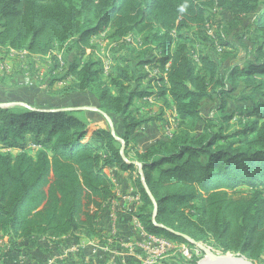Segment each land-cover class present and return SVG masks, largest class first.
Listing matches in <instances>:
<instances>
[{
	"label": "trees",
	"instance_id": "obj_1",
	"mask_svg": "<svg viewBox=\"0 0 264 264\" xmlns=\"http://www.w3.org/2000/svg\"><path fill=\"white\" fill-rule=\"evenodd\" d=\"M213 8L236 22L253 15L237 38L251 43V59L222 69L211 54H198L200 43H216L217 53L237 43L207 35ZM108 30L121 49L104 79L91 39ZM133 36L151 49L132 51L125 39ZM56 46L65 49L67 66L51 82L65 83L58 95L96 98L116 137L109 126L91 127L84 112L64 109L72 106L0 100V236L98 237L99 215L116 197L105 170L135 171L128 155L132 132L163 121L172 109L179 122L173 135L135 155L143 166L134 179L142 200L136 217L149 234L189 246L188 239L213 241L258 263L264 257V0H0V47L47 57ZM150 66L159 74L151 76ZM152 96L164 103L160 113L137 117L135 101ZM231 99L237 107L229 111ZM208 100L216 110L203 116ZM90 134L103 143L90 141ZM198 261L192 256L190 263Z\"/></svg>",
	"mask_w": 264,
	"mask_h": 264
},
{
	"label": "crops",
	"instance_id": "obj_2",
	"mask_svg": "<svg viewBox=\"0 0 264 264\" xmlns=\"http://www.w3.org/2000/svg\"><path fill=\"white\" fill-rule=\"evenodd\" d=\"M48 59H50V56L26 58V60L32 62L31 67L33 65L38 67L37 62L39 60ZM26 60L19 57H10L7 49L0 47V65H6L9 74H17L18 78L22 79L25 74L21 70L24 69L23 63ZM19 62H22V65ZM16 72L22 73L18 75L19 73ZM154 90H157V88H154ZM139 99L146 100L147 98ZM16 104L23 105V103H17V101H10L8 105ZM94 105L95 107L78 105L68 108V110L74 109L78 112H84V117L91 127L102 129L110 127L108 121L98 111L100 110L99 102ZM170 112L174 113L173 110ZM164 119H166L165 116ZM166 125L165 121H155L134 130L128 147L129 158L138 163L135 160L136 153H142L158 140L166 138V131L169 132V129H165ZM142 132L146 135H143ZM171 132H174V128L171 129ZM118 134H123V130L119 129ZM88 139L100 145L103 143L101 139L92 134L88 135ZM105 172L114 184L116 197L105 205L104 210L99 215L98 237L88 239L81 234L63 237L46 235L33 237L31 240H12L9 237L0 236V264H120L122 261H133L139 264L137 262L139 261L138 250L135 247L140 241V235L135 230V225L137 222L136 213L142 206V200L140 193L134 187L137 168L133 172H124L117 166H110ZM112 213H117L115 231L111 227L110 215Z\"/></svg>",
	"mask_w": 264,
	"mask_h": 264
},
{
	"label": "rangeland",
	"instance_id": "obj_3",
	"mask_svg": "<svg viewBox=\"0 0 264 264\" xmlns=\"http://www.w3.org/2000/svg\"><path fill=\"white\" fill-rule=\"evenodd\" d=\"M210 20L206 26V33L213 39L214 42L219 41L220 39L228 38L231 43H235V46L226 47L221 53L216 52L215 45H206V44H197L196 50L198 54H206L209 53L216 60H218L222 64V69H227L232 67L235 64H241L244 61L251 59L253 56L252 51L254 50L251 43L248 40H244L242 42L238 41L237 38L241 35V32L244 27L248 26L253 21V15H244L242 16L241 20L236 22L232 21L231 15L226 12L225 10H221L220 8H213L209 12ZM110 31H106L104 34L99 35L97 37H92L91 41L92 44L95 46V53L93 55V59L102 66L110 65L111 67L116 65V56L117 50L120 48V42H114L109 39ZM189 35L191 34L193 37L197 33V29L192 27L188 31ZM128 42L133 44L132 51L137 53H141V55L148 49L146 48L144 43V38L141 36H133L126 39ZM136 45V46H134ZM245 47H248V51ZM65 49H62L60 46H56L52 55H50V59L48 60H39L37 64L39 65L31 67V63L29 60H26L23 65L24 69L23 73L25 74L22 79L18 78L17 74L12 75L8 73V70L3 69L0 70V99L6 102L10 101H17V103H23V105H36L41 107H69V106H78V105H88L89 107H95L94 104H98V101L89 95H72L69 97H63L59 94V91L65 83L57 82L54 85L51 84L53 79L60 77L58 73L63 74V72L67 69L66 61H65ZM90 54V52H87ZM62 57L65 64L63 66V71L57 69V65L60 67L58 62V58ZM198 56H196L197 58ZM30 58V57H29ZM36 59V58H35ZM86 59V58H85ZM50 62V63H48ZM20 63V62H19ZM22 63V62H21ZM20 63V64H21ZM22 65V64H21ZM49 66V67H48ZM116 67V66H115ZM19 69V68H18ZM54 69V70H53ZM56 70V71H55ZM147 71H150L151 75H155V73L159 70L156 67H149ZM21 75L22 72H16ZM107 78V75L104 74V79ZM17 81V82H16ZM154 84V83H153ZM147 87V83L142 84V88L145 89ZM152 92L156 93L157 90L151 89ZM238 94L235 93L233 96H237ZM81 96V97H76ZM136 103L133 106V112L135 115L142 119H149L156 117L159 113L161 108L163 107V101L156 100L153 96L148 97L146 100H138L135 101ZM91 104V105H90ZM215 105L212 101H205L202 106V115L203 116H212L214 111L216 110ZM237 103H235L232 99L229 102L228 110L231 111L232 109H236ZM68 109V108H64ZM172 109L165 112V117L163 121L166 122L165 129H169V120L173 117L174 113L170 112ZM167 113V114H166ZM103 117V116H102ZM105 118V117H103ZM238 118H235L231 122L232 129L240 128V125L237 123ZM179 122L175 125L174 132L177 129ZM173 126H170V128ZM167 132L166 137H171L174 132ZM200 132V130H198ZM143 133V132H142ZM146 135V133H143ZM3 153H12L17 154L19 153L18 150H4ZM242 190L249 191L247 188H242ZM176 242V241H175ZM201 247H204L210 251H214L218 256H232L238 255L231 252H223L222 250L218 249L213 241L208 242H199ZM189 250H191V258H187L183 255L182 252L179 251H172L170 252L167 257L161 262L165 264H191L190 261L192 260V256H196L199 262L206 257V253L204 250L200 249L199 247L196 248L193 245L186 246ZM256 263V262H255ZM256 264H264V257Z\"/></svg>",
	"mask_w": 264,
	"mask_h": 264
},
{
	"label": "built area",
	"instance_id": "obj_4",
	"mask_svg": "<svg viewBox=\"0 0 264 264\" xmlns=\"http://www.w3.org/2000/svg\"><path fill=\"white\" fill-rule=\"evenodd\" d=\"M6 49L10 57H19L21 59H26L27 57H37L36 55L30 54L26 50L18 51V50H14L10 48H6ZM218 51L219 52L221 51L220 47H218ZM58 62L60 64L59 70H62L64 66V60L61 56L58 58ZM147 68L149 67H146V71H147ZM3 69L9 70L6 65H0V70H3ZM102 70H103V74L108 75L110 72V65L108 64L106 66H102ZM147 72L150 73V71H147ZM157 73L158 71L155 73V75ZM177 122H178L177 116H176V113L174 112L173 117L169 120V123H170L169 129L175 128V125L177 124ZM170 126H173V127L170 128ZM138 174L140 173H139V169L137 168L136 176H138ZM110 220H111V227L113 231H115L117 227V213H112L110 215ZM136 221L137 222L135 225V230L140 235V241L136 244V247H135L138 250L139 261L137 262H139V264H160L167 257V255L172 251L182 252L185 257L191 258L190 256L191 250H189L186 247L187 244H179L164 236L149 234L148 232H146V230L144 229V227L142 226L138 218L136 219ZM192 245L198 248L196 245L194 244ZM120 264H136V262L122 261Z\"/></svg>",
	"mask_w": 264,
	"mask_h": 264
},
{
	"label": "water",
	"instance_id": "obj_5",
	"mask_svg": "<svg viewBox=\"0 0 264 264\" xmlns=\"http://www.w3.org/2000/svg\"><path fill=\"white\" fill-rule=\"evenodd\" d=\"M0 106H2L0 104ZM25 106V105H24ZM69 110H74V109H69ZM99 112H101V114L105 117V119L108 121V123L110 124V127H111V133L113 136L116 137V134H115V128H114V125L112 123V120L109 116H107L106 114H104L101 110H98ZM118 140H120L119 138H117ZM122 149H121V152H122V155L124 154V151H125V143L122 141ZM133 164L135 165V167H137L139 169V173L142 175L143 174V166L140 164V163H135L133 162ZM145 190L146 192L148 193V195L150 196V198L154 201V198L152 197V195L150 194V191L147 187V185H145ZM156 216V214H155ZM192 244L196 245L197 247H199L200 249L204 250L203 247L200 246V243H195L193 241H191L190 239H188ZM205 251V250H204ZM208 264H256L255 262L245 258L244 256L238 254V255H232L231 258L229 259H215L213 260L212 262L208 263Z\"/></svg>",
	"mask_w": 264,
	"mask_h": 264
},
{
	"label": "bare ground",
	"instance_id": "obj_6",
	"mask_svg": "<svg viewBox=\"0 0 264 264\" xmlns=\"http://www.w3.org/2000/svg\"><path fill=\"white\" fill-rule=\"evenodd\" d=\"M203 249L205 250V253L207 254L206 257H204L199 264H208L210 262H212L215 259H229L232 256H218L213 250L210 251L206 248L203 247Z\"/></svg>",
	"mask_w": 264,
	"mask_h": 264
}]
</instances>
